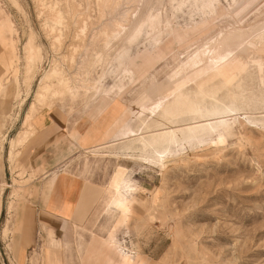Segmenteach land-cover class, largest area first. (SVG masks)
<instances>
[{"label": "rangeland", "instance_id": "obj_1", "mask_svg": "<svg viewBox=\"0 0 264 264\" xmlns=\"http://www.w3.org/2000/svg\"><path fill=\"white\" fill-rule=\"evenodd\" d=\"M259 2L264 0L254 1L247 10ZM99 14L98 0H0V264H65L52 243L65 236L62 254L67 264H79L76 243L83 244L94 230L111 229L118 240L110 236L103 252L119 249L122 255L115 257L116 264H136L140 256L146 264H264V72L258 68V63L264 67V55L244 53L245 67L229 83L217 78L196 86L187 77L169 83L178 63L188 56L185 44L180 45L177 61L159 62L147 81L134 87L139 96L152 81L160 82L175 92L165 106L152 115L150 105L144 109L129 95L119 100L111 93L110 100L116 101L110 115L115 119L105 123V133L98 136L95 131L106 109L102 93L88 97L80 88L73 96L62 82L71 76L76 55L97 26ZM187 17H181V23ZM220 22L214 24V32L228 26ZM145 45L141 40L134 54H141ZM102 49L99 43L94 53L88 52L85 73L87 79L100 77L111 87L122 75L114 71V64L107 68L98 60ZM143 73L135 66L120 84H131ZM32 109L37 117L50 109L73 116L76 122L68 133L78 148L70 151L72 139L66 136L45 155L20 154L15 159L12 140ZM124 124L136 137L116 136ZM71 156L70 167L102 186V218L94 230L77 228L67 235L38 228L34 245L21 247L19 232H14L15 205L19 219L26 204L45 208V176ZM114 176L127 185L122 189L129 200L107 210V184ZM52 250L57 258L50 255Z\"/></svg>", "mask_w": 264, "mask_h": 264}, {"label": "bare ground", "instance_id": "obj_2", "mask_svg": "<svg viewBox=\"0 0 264 264\" xmlns=\"http://www.w3.org/2000/svg\"><path fill=\"white\" fill-rule=\"evenodd\" d=\"M254 1L256 0H98L99 21L97 26H92L93 29L86 36L84 47L76 55L74 65L70 69L71 76L62 82L63 88L73 96L78 94L80 88L86 90L88 97L102 93L106 109L100 120L108 116V118L115 119V116L110 115L111 106L116 101L115 97L110 100L111 93H116L119 100L129 95L134 104L138 103L144 109L150 105L149 108L153 115L165 106L166 99L175 92L165 89L166 87L159 84L160 82L152 81L150 86L146 87L147 89L136 96L134 87L143 80L147 81L148 76L152 74V70L159 62L166 60L165 65H167L177 61L180 56L176 57L175 51L184 44L188 56L178 63L173 74L169 76V83H174L184 77L194 81L196 86H200L203 81L209 82L217 78L225 83L232 82L237 72L245 67V63L242 62L244 53L260 52L261 56L264 55V2H259L258 6L248 11L247 8ZM250 12L251 15L245 18ZM185 14L188 17L181 23L180 18ZM250 17L252 20H248ZM220 21L228 23V26L221 27L219 31L214 32V24L217 23L218 26ZM185 34L186 36L181 39L180 36ZM193 37L197 40L189 43ZM141 40L146 41V47L141 54H134L133 48ZM99 43H102L103 49L97 55L98 60L105 62L107 68L114 64V71L122 75L111 87L103 85L100 77H98L99 80H89L86 77L88 52ZM135 66L143 70V75L133 83L122 86L120 80ZM258 68L259 71L264 72L261 63H258ZM47 76L48 74L43 79ZM155 95H159L160 98L152 101ZM36 114V110L32 109L27 115L26 124L30 127H32ZM100 130L98 129L95 134L100 136L105 133L104 131L101 133ZM32 133L33 130L30 129L21 132L16 142L25 143ZM134 133L135 131L129 125L124 124L116 136L122 139L131 138L135 136ZM119 179L114 176L107 184L111 192L107 210L111 209L112 204L124 205L129 200V196L122 189L127 185H123ZM115 245L111 243V246Z\"/></svg>", "mask_w": 264, "mask_h": 264}, {"label": "crops", "instance_id": "obj_3", "mask_svg": "<svg viewBox=\"0 0 264 264\" xmlns=\"http://www.w3.org/2000/svg\"><path fill=\"white\" fill-rule=\"evenodd\" d=\"M27 115L24 116V128L19 131L12 140L11 154L15 159L21 156L20 154L29 157L45 155L50 148L57 146L66 136H70L72 139L70 151H74V149L78 148V143L68 133L76 122L75 119H72L73 116L68 117L61 109L57 111L50 109V111H46L44 115L38 117L36 116L37 114L35 115L37 119L35 128L33 125L35 117L32 121V127H30L26 124ZM107 118H102L99 121L101 124L97 125V130L101 129V133L106 127L105 123L114 120V118ZM29 129L33 130L32 135L25 143L18 144L16 142L18 135ZM36 129L37 131L35 133ZM73 156L61 161L56 168L45 176V178H47L45 183V208H39L33 203L26 204L19 219L17 211L18 206L15 205L14 232H19L18 239L21 247L27 249L34 245L38 239V228L45 231H54L55 234L62 233L67 235L69 233L71 234L74 230L77 232V228H85L87 231L90 229L94 230L95 226L102 218V214L104 213H101L100 205L104 198L103 188L91 181L87 176L76 172L75 169L70 167L68 163ZM58 158L61 159L60 157ZM25 166L27 168V165ZM38 205L40 206V204ZM2 208L3 205L1 204L0 217ZM47 216L50 218H47ZM61 223V227L57 228L56 224ZM116 235L113 229L106 233H100L94 230L91 234H87L86 239H83V244L77 242L75 245L77 257L79 258L78 263L116 264L115 257L117 256L120 258L122 255L119 249H116L113 253L103 252L108 245L106 240L112 236L113 239L117 241ZM60 239V242L58 239H53L52 243H56L61 256L65 260V264H67V256L65 253V255L62 254V246H65V249L67 248V244L64 243L66 236ZM93 240L94 242L90 244ZM56 254V250H52L50 253L51 256L57 258ZM136 256L137 255H130L131 258ZM55 258L51 259L54 260ZM135 262L136 264H146L145 260H143V256H140L138 263L136 260ZM44 264H46V262H44ZM55 264L61 263L55 260ZM125 264L129 263L126 262Z\"/></svg>", "mask_w": 264, "mask_h": 264}]
</instances>
